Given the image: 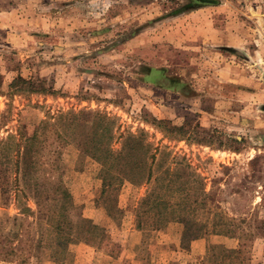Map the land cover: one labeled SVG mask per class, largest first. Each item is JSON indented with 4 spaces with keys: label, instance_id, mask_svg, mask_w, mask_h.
<instances>
[{
    "label": "rangeland",
    "instance_id": "1",
    "mask_svg": "<svg viewBox=\"0 0 264 264\" xmlns=\"http://www.w3.org/2000/svg\"><path fill=\"white\" fill-rule=\"evenodd\" d=\"M129 2L0 0V264H264V0Z\"/></svg>",
    "mask_w": 264,
    "mask_h": 264
},
{
    "label": "trees",
    "instance_id": "2",
    "mask_svg": "<svg viewBox=\"0 0 264 264\" xmlns=\"http://www.w3.org/2000/svg\"><path fill=\"white\" fill-rule=\"evenodd\" d=\"M0 117H1V113H0ZM7 139L8 138H13L12 135L7 134ZM22 136V135H21ZM32 140L35 138L34 136L30 137ZM3 141V139L0 140ZM20 143L17 142L13 145V149L12 151L14 152L15 155V161H14V165H15V169L17 170L20 166V161L18 160V154H19V149H20ZM6 150V149H4ZM117 158H115L116 160ZM1 162V161H0ZM252 162H250L251 164ZM1 164V163H0ZM128 165H130L131 169H133V171H135V175L137 176V174L141 175L142 181L145 180V182H148L151 178V171H150V167L147 165L145 157H140L135 161H132V163H128ZM146 170V171H145ZM145 171V172H144ZM3 172H6V167H4ZM0 178H6V177H2L0 175ZM61 178V177H60ZM16 181V178H14ZM133 181V179H130V181ZM156 180V179H154ZM60 182V181H59ZM60 194L63 197H66L69 195V192L66 188H63L60 192ZM3 231V230H2ZM0 231V259H5L6 257H8L9 255H11L16 249L14 248L13 244V238H18L20 237V234L18 235L15 231H11L9 230L8 232H2ZM218 232V231H217ZM224 233H228L230 232L229 229H227L226 231H223ZM18 241H21L18 238Z\"/></svg>",
    "mask_w": 264,
    "mask_h": 264
},
{
    "label": "crops",
    "instance_id": "3",
    "mask_svg": "<svg viewBox=\"0 0 264 264\" xmlns=\"http://www.w3.org/2000/svg\"><path fill=\"white\" fill-rule=\"evenodd\" d=\"M127 3H130L129 1L130 0H125ZM139 0H133V2L134 3H136V2H138ZM194 7V6H193ZM199 7H197V9H198ZM186 10H184V12H185ZM200 12L199 10H196V8L193 10V11H191L190 13H194V12ZM198 12L195 14V15H193V16H196L197 14H198ZM178 13H180V12H178ZM182 13V12H181ZM174 15H177V14H174ZM198 16V15H197ZM210 29V31H212V34H215V35H219L220 33H222V32H225L224 30H221V28H213V27H211V28H209ZM210 31L208 32V33H210ZM207 32H206V34H208ZM199 34V33H198ZM200 34H203V33H200ZM205 34V33H204ZM211 34V33H210ZM214 44V43H213ZM225 47H227V48H233V47H231V45L229 44V43H227V44H225ZM223 48V47H222ZM230 50H232V51H236V49H230Z\"/></svg>",
    "mask_w": 264,
    "mask_h": 264
}]
</instances>
